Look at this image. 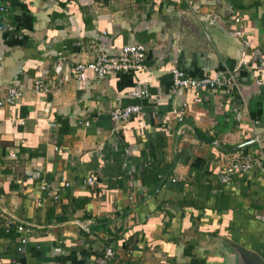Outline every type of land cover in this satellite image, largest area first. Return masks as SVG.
Returning a JSON list of instances; mask_svg holds the SVG:
<instances>
[{"label":"crops","instance_id":"0c3cea01","mask_svg":"<svg viewBox=\"0 0 264 264\" xmlns=\"http://www.w3.org/2000/svg\"><path fill=\"white\" fill-rule=\"evenodd\" d=\"M0 24V98L25 90L0 108V264H95L109 246L110 264H228L218 238L264 260V172L219 182L233 159L264 166V0H0ZM129 44L142 70L69 76ZM173 68L237 82L173 91ZM129 103L143 115L114 133ZM159 153L171 173L146 185Z\"/></svg>","mask_w":264,"mask_h":264},{"label":"built area","instance_id":"2783aa9c","mask_svg":"<svg viewBox=\"0 0 264 264\" xmlns=\"http://www.w3.org/2000/svg\"><path fill=\"white\" fill-rule=\"evenodd\" d=\"M2 26L0 24V30ZM146 59V48L142 44H129L124 46L120 53L115 55L101 54L94 61L90 63H77L70 72V77L78 82L87 80V72H92L99 80L106 78L109 75L121 73H135L144 67ZM56 73H61V66L57 64ZM171 84L173 91H211L215 89H231L236 85V77L233 74L226 76H203L190 77L184 71L178 68L171 70ZM64 76V80L71 79ZM48 85L42 80H36L33 83L32 91L36 94H44L47 92ZM25 90L22 86H11L4 97L0 98V108L5 105H13L19 101L24 95ZM130 96L133 99H140L148 96L147 89L132 90ZM176 113V111H174ZM143 115V107L138 103H129L127 105H117L110 112V119L115 124L114 133L118 132V125L128 121L133 116ZM87 125V123H86ZM14 157V155H11ZM254 166H260L264 172V166L260 165L257 158H238L231 160L226 166L219 171V182L221 184H229L234 178L240 174L250 171ZM29 180H32L29 178ZM95 180L89 176L85 183L92 185ZM42 187L45 184L42 181ZM14 219L9 218L8 226L13 225ZM25 240L22 242L24 243ZM20 250V248H19ZM115 258L114 249L109 246L106 247L103 253L95 260V264H110Z\"/></svg>","mask_w":264,"mask_h":264},{"label":"water","instance_id":"95a60500","mask_svg":"<svg viewBox=\"0 0 264 264\" xmlns=\"http://www.w3.org/2000/svg\"><path fill=\"white\" fill-rule=\"evenodd\" d=\"M254 140L245 144L246 146L253 143ZM243 145L234 149L242 148ZM219 248L226 254L228 264H264V260L256 253L247 248L240 246L228 239L218 238Z\"/></svg>","mask_w":264,"mask_h":264},{"label":"trees","instance_id":"16d2710c","mask_svg":"<svg viewBox=\"0 0 264 264\" xmlns=\"http://www.w3.org/2000/svg\"><path fill=\"white\" fill-rule=\"evenodd\" d=\"M257 113L259 114V112ZM163 158V155L159 153L156 159L157 161L150 162L141 170L140 179L144 184L161 185L168 175H170L171 165L162 163Z\"/></svg>","mask_w":264,"mask_h":264}]
</instances>
